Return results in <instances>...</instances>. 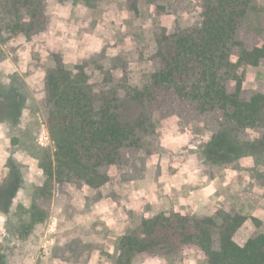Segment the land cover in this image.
I'll return each instance as SVG.
<instances>
[{
  "label": "rangeland",
  "instance_id": "374dc122",
  "mask_svg": "<svg viewBox=\"0 0 264 264\" xmlns=\"http://www.w3.org/2000/svg\"><path fill=\"white\" fill-rule=\"evenodd\" d=\"M45 31L28 40L17 37L0 61V264H113L121 241L137 237L143 221L161 213L221 223L218 209L235 207L252 216L264 212L242 196L257 177L264 194V168L258 160L244 170H229L223 155L207 146L212 132L173 118L157 120L156 136H142V150L113 166L108 185L54 184L49 207L38 203L45 183L42 161L53 160L45 76L60 55L65 68L83 67L96 91L118 87L121 118L147 111L129 100L123 87L142 89L151 82L154 30L201 25V0H42ZM111 77L112 83L105 79ZM256 90L264 72L246 73ZM259 154H255L257 157ZM262 173V174H261ZM39 213L32 214L33 207ZM139 264H211L196 247L146 255Z\"/></svg>",
  "mask_w": 264,
  "mask_h": 264
},
{
  "label": "trees",
  "instance_id": "16d2710c",
  "mask_svg": "<svg viewBox=\"0 0 264 264\" xmlns=\"http://www.w3.org/2000/svg\"><path fill=\"white\" fill-rule=\"evenodd\" d=\"M200 10L199 26L173 34L154 30L151 82L122 90L147 109L131 121L121 118L118 87L96 91L83 67L70 71L55 55L56 67L45 76L55 153L41 163L46 179L38 203L49 207L54 184L108 185L111 168L136 158L141 135L156 136L160 119L212 132L207 151L225 156L229 170H244L250 158L264 168V83L253 90L246 79L248 71L264 72V0H201ZM47 24L42 0H0V61L8 42L30 40ZM105 82L111 84V77ZM250 176L242 196L258 205L264 194L256 192L257 177ZM38 213L35 205L32 214ZM217 215L221 223L180 213L145 219L137 237L121 241L113 264H139L142 256L189 247L201 250L211 264H264V212L246 216L229 207Z\"/></svg>",
  "mask_w": 264,
  "mask_h": 264
}]
</instances>
